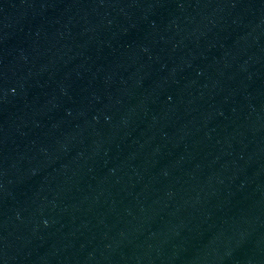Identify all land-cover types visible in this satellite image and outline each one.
Masks as SVG:
<instances>
[{
  "label": "water",
  "instance_id": "95a60500",
  "mask_svg": "<svg viewBox=\"0 0 264 264\" xmlns=\"http://www.w3.org/2000/svg\"><path fill=\"white\" fill-rule=\"evenodd\" d=\"M0 264H264V0H0Z\"/></svg>",
  "mask_w": 264,
  "mask_h": 264
}]
</instances>
